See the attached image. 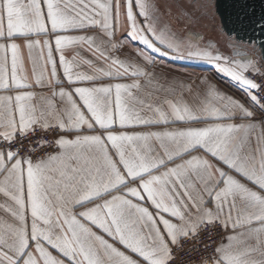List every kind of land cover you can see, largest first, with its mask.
I'll return each mask as SVG.
<instances>
[{
  "label": "snow or ice",
  "instance_id": "1",
  "mask_svg": "<svg viewBox=\"0 0 264 264\" xmlns=\"http://www.w3.org/2000/svg\"><path fill=\"white\" fill-rule=\"evenodd\" d=\"M18 39L30 56L40 48L34 83L18 75ZM125 41L212 63L246 99L206 79L195 105L170 98L150 53L117 55ZM241 43L230 55L186 45L146 0H0V264H174L183 242L204 235L200 264H264V82L253 78L264 80V67ZM141 125L165 127L127 131Z\"/></svg>",
  "mask_w": 264,
  "mask_h": 264
},
{
  "label": "crops",
  "instance_id": "2",
  "mask_svg": "<svg viewBox=\"0 0 264 264\" xmlns=\"http://www.w3.org/2000/svg\"><path fill=\"white\" fill-rule=\"evenodd\" d=\"M160 0H146V2H150L155 4L159 9V23L161 25H167L169 30L176 34V36L184 41L186 45H192L194 47L203 46L207 43H211L214 48H218V50L224 55L232 54V48L230 47L229 42L226 37L222 36L221 29L214 30V34L209 36L205 33L206 28L201 29L199 26V22L196 26L192 25L191 19L193 17H201L198 15H194L190 13L188 6H185L184 2L179 6L178 3H174L172 0H163V4L159 2ZM123 3L124 0H121ZM218 17V16H217ZM198 25V26H197ZM216 33V34H215ZM68 35H83V32L70 31L67 33ZM92 34V33H87ZM125 35L124 31L121 28H118L116 32L117 40H120ZM198 37V38H195ZM33 40L43 41L45 39H51L54 45V36H33L31 37ZM21 46V54L23 58V64L20 69H18L19 76H26L28 78V82L34 83L37 75L40 74L43 66V61L39 59L40 57V48H35L32 50L31 56L29 55V50L25 47L24 39H18L16 41ZM126 47L123 48L117 55L121 58L132 57L135 59V52L140 49H144L146 52L150 53L155 60V64L151 68V71L155 72L157 77L161 78V80H166L168 82V95L169 97H176L177 99H183L189 104L195 105L198 99H201V92L204 89V81L207 80L208 83L221 90L222 93L227 94L228 96L234 97L242 102L246 99L244 92L241 87L236 83L231 81L229 78L223 76L218 73L215 69L214 64L208 63L205 61H201L198 59H173L172 55L169 56H160L158 53H151V50H147L143 45L137 44L136 42H128L125 41ZM43 45H41L42 47ZM81 54L85 58H89L90 54L86 51L80 50ZM44 54L46 55V49H44ZM9 69L11 62V52L9 51ZM57 60V67L60 77L62 76V69L59 66V53L54 54ZM76 55L75 50L72 48L65 50V56L68 59H72L73 56ZM174 55V54H173ZM253 61L256 62L257 57L254 54H250ZM35 61V65H34ZM35 67V71H34ZM79 70L88 71L86 65L82 66ZM50 72V65L47 70H45V77L47 78ZM109 81H98L97 83H108ZM121 82V83H132L131 79H124L120 81H112V83ZM175 85V87H172ZM195 85L191 94L188 93L187 87ZM65 87H67V83L65 82ZM148 87V86H146ZM181 88H183V93H181ZM31 91L36 93L44 92L48 94L47 88H41L39 86H34ZM7 92L0 91V95H6ZM14 95V93H12ZM141 97L145 95L144 92L140 93ZM164 95L161 93H153L152 99L159 100ZM264 119V115L257 112L256 120L260 121ZM229 121H224V123H228ZM234 123H239V120L233 121ZM199 126H204L203 124ZM165 126L163 125H153V126H136L134 128H128L129 132H153L163 130ZM171 128L182 127V125L174 124L170 125ZM261 128L260 124L257 123L256 130L253 133V139L260 135ZM3 202L2 196H0V203ZM211 207V205H209Z\"/></svg>",
  "mask_w": 264,
  "mask_h": 264
},
{
  "label": "water",
  "instance_id": "3",
  "mask_svg": "<svg viewBox=\"0 0 264 264\" xmlns=\"http://www.w3.org/2000/svg\"><path fill=\"white\" fill-rule=\"evenodd\" d=\"M215 7L221 31L229 44L239 38L242 41L240 48L247 55L254 54L261 60V50L264 48V0H215Z\"/></svg>",
  "mask_w": 264,
  "mask_h": 264
},
{
  "label": "built area",
  "instance_id": "4",
  "mask_svg": "<svg viewBox=\"0 0 264 264\" xmlns=\"http://www.w3.org/2000/svg\"><path fill=\"white\" fill-rule=\"evenodd\" d=\"M256 63L261 67H264V63L261 60H256ZM258 83L264 82L260 76L253 77ZM264 95V93H261ZM47 140L54 139V136L50 133L45 137ZM48 150H55L48 149ZM224 235L223 231L217 228L215 232H213L212 238L218 239ZM211 243L210 238L207 235L202 236L200 241L188 240L183 242V247L176 249L174 255L176 256V260L174 264H200V261L203 256L206 255L204 244ZM208 251H211L209 248Z\"/></svg>",
  "mask_w": 264,
  "mask_h": 264
},
{
  "label": "rangeland",
  "instance_id": "5",
  "mask_svg": "<svg viewBox=\"0 0 264 264\" xmlns=\"http://www.w3.org/2000/svg\"><path fill=\"white\" fill-rule=\"evenodd\" d=\"M172 1H174V3H176V4L178 3L179 6L181 5L178 0H172ZM159 2H161V4H163V0H160ZM185 6H187V5L185 4ZM188 9L190 10V13L193 14L192 16L196 15V13L193 11V9L190 6H188ZM191 23L194 26H196V24L198 23L201 29L206 28L205 30H207V31H205V33H207V35H209V36L214 34L215 29H217V30L221 29L219 18L217 16L193 17L191 19ZM222 36L224 37V34H222Z\"/></svg>",
  "mask_w": 264,
  "mask_h": 264
},
{
  "label": "flooded vegetation",
  "instance_id": "6",
  "mask_svg": "<svg viewBox=\"0 0 264 264\" xmlns=\"http://www.w3.org/2000/svg\"><path fill=\"white\" fill-rule=\"evenodd\" d=\"M189 5L198 16H217L215 0H178Z\"/></svg>",
  "mask_w": 264,
  "mask_h": 264
}]
</instances>
